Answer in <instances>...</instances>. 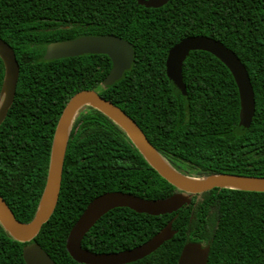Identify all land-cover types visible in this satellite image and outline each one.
I'll list each match as a JSON object with an SVG mask.
<instances>
[{
  "label": "trees",
  "instance_id": "trees-1",
  "mask_svg": "<svg viewBox=\"0 0 264 264\" xmlns=\"http://www.w3.org/2000/svg\"><path fill=\"white\" fill-rule=\"evenodd\" d=\"M102 35L127 41L135 53L130 70L111 87L102 85L112 67L106 56L43 60L52 42ZM197 36L220 42L245 67L255 99L246 132L238 130L234 80L210 54L192 52L185 60L186 100L170 88L168 51ZM0 39L19 65L14 101L0 125V196L17 221L33 219L57 122L68 100L85 90L120 108L185 176L264 178V0H170L155 10L135 0H0ZM3 77L0 60V90ZM115 191L146 200L177 193L120 128L84 107L70 131L56 208L35 238L54 264H77L65 248L71 228L94 198ZM173 219L176 235L132 264H177L187 242L210 247L208 264H264V193L227 189L192 196L171 215L114 209L81 245L100 254L133 249ZM23 246L0 226V264H24Z\"/></svg>",
  "mask_w": 264,
  "mask_h": 264
},
{
  "label": "water",
  "instance_id": "water-1",
  "mask_svg": "<svg viewBox=\"0 0 264 264\" xmlns=\"http://www.w3.org/2000/svg\"><path fill=\"white\" fill-rule=\"evenodd\" d=\"M145 9H160L170 0H135ZM192 52L208 53L230 72L239 96L238 130L246 132L255 115L253 88L245 67L237 56L223 44L213 39L197 36L180 41L167 53L165 74L170 88L180 92L187 99L183 83L182 68ZM84 55H103L111 61L112 67L103 80L104 87H111L129 71L135 58L133 46L127 41L111 36L81 37L75 40L49 44L43 56L44 61L77 58ZM0 60L4 66V77L0 90V125L11 108L18 83L19 65L12 48L0 39ZM84 107H90L120 128L146 163L177 193L161 200H146L137 196L111 192L93 199L71 228L66 239V252L78 264H132L140 261L169 242L176 231L172 229L174 219L147 242L130 250L96 254L81 246L85 235L107 213L114 209H129L136 214L151 217L171 215L191 203V197L213 189H227L241 192L264 193V178L235 176L228 174L191 178L172 168L159 152L150 144L137 124L120 108L103 99L95 90L76 93L66 103L57 122L50 152L46 183L33 219L23 224L0 196V226L13 240L20 243L32 242L42 226L52 216L59 198L62 169L70 131L76 115ZM209 246L187 242L180 253L177 264H208ZM25 264H54L37 244L25 247L22 252Z\"/></svg>",
  "mask_w": 264,
  "mask_h": 264
},
{
  "label": "flooded vegetation",
  "instance_id": "flooded-vegetation-1",
  "mask_svg": "<svg viewBox=\"0 0 264 264\" xmlns=\"http://www.w3.org/2000/svg\"><path fill=\"white\" fill-rule=\"evenodd\" d=\"M81 26V25H80ZM102 36H105V35H102ZM81 37H97V36H80V37H77V38H81ZM77 38H75V39H77ZM75 39H71V40H75ZM65 41H70V40H65ZM57 42H63V41H57ZM52 43H56V42H52ZM52 43H50V44H52ZM49 45V44H48ZM47 45V46H48ZM46 46V47H47ZM46 47H45V49H46ZM97 92V91H96ZM98 93V92H97ZM99 94V93H98ZM116 192V191H115ZM108 193H111V192H108ZM121 193H123V192H121ZM105 194V193H104ZM126 194H128V193H126ZM95 199V198H94ZM87 207V206H86ZM122 209H125V208H122ZM85 210V209H84ZM2 228V227H1ZM9 236V235H8ZM86 236V235H85ZM11 238V237H10ZM84 239V238H83ZM15 241V240H14ZM17 242V241H16ZM18 243H20V242H18ZM20 244H24V246H23V248H22V252H23V249L25 248V247H28L29 245H31V244H37L36 242H35V239L32 241V242H29V243H20ZM37 245H39V244H37ZM40 246V245H39ZM82 246V245H81ZM42 249V248H41ZM84 249V248H83ZM43 250V249H42ZM84 250H86V249H84ZM128 250H130V249H128ZM44 251V250H43ZM88 251V250H87ZM126 251V250H125ZM45 252V251H44ZM90 252V251H89ZM122 252V251H121ZM46 253V252H45ZM93 253V252H92ZM115 253H118V252H115ZM47 254V253H46ZM96 254H100V253H96ZM101 254H108V253H101ZM48 255V254H47ZM21 257H22V260H23V256H22V253H21ZM51 259V258H50ZM23 262H24V260H23ZM54 263V262H53ZM24 264H25V262H24ZM78 264V263H77Z\"/></svg>",
  "mask_w": 264,
  "mask_h": 264
}]
</instances>
